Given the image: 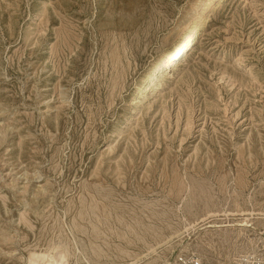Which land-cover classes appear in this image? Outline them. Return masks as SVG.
Here are the masks:
<instances>
[{"label":"rangeland","instance_id":"374dc122","mask_svg":"<svg viewBox=\"0 0 264 264\" xmlns=\"http://www.w3.org/2000/svg\"><path fill=\"white\" fill-rule=\"evenodd\" d=\"M183 253L264 256V0H0V264Z\"/></svg>","mask_w":264,"mask_h":264},{"label":"bare ground","instance_id":"6f19581e","mask_svg":"<svg viewBox=\"0 0 264 264\" xmlns=\"http://www.w3.org/2000/svg\"><path fill=\"white\" fill-rule=\"evenodd\" d=\"M220 1L221 0H213V2H215V3L216 2H220ZM203 24H204V19L202 18L200 20V22L186 36H184L182 39L180 38L181 40L179 41V43L176 46H174L173 48H171V49H169L168 51L165 52L164 56L156 63V65H155L154 69L152 70V72L142 81L141 88H145L147 86L156 84V82L158 80H160V78L162 77V75L165 73V71L168 68L174 67L176 65V63L180 59H182L186 54H188V52L190 51V49L193 47V45L197 41V39H198V37L200 35V32H201V30L203 28ZM65 247H66V245H65ZM229 252H231V251H229ZM67 254H69V253H67ZM64 256H59L58 259L57 258L53 259V264H62L63 263V260H64ZM230 256H231V254H230ZM45 260H47V259H45ZM32 262H33V260H32ZM34 262L32 264H35Z\"/></svg>","mask_w":264,"mask_h":264},{"label":"built area","instance_id":"2783aa9c","mask_svg":"<svg viewBox=\"0 0 264 264\" xmlns=\"http://www.w3.org/2000/svg\"><path fill=\"white\" fill-rule=\"evenodd\" d=\"M171 264H206L197 254L177 255ZM235 264H264V256L248 253L240 256Z\"/></svg>","mask_w":264,"mask_h":264}]
</instances>
